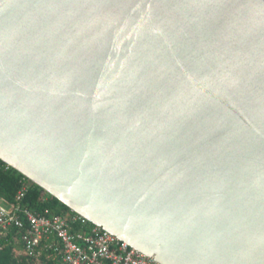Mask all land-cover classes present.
<instances>
[{
    "label": "water",
    "instance_id": "1",
    "mask_svg": "<svg viewBox=\"0 0 264 264\" xmlns=\"http://www.w3.org/2000/svg\"><path fill=\"white\" fill-rule=\"evenodd\" d=\"M0 161L159 264H264V0H0Z\"/></svg>",
    "mask_w": 264,
    "mask_h": 264
},
{
    "label": "built area",
    "instance_id": "2",
    "mask_svg": "<svg viewBox=\"0 0 264 264\" xmlns=\"http://www.w3.org/2000/svg\"><path fill=\"white\" fill-rule=\"evenodd\" d=\"M25 191L13 201L0 198V251L9 247L24 264H159L76 214L27 208Z\"/></svg>",
    "mask_w": 264,
    "mask_h": 264
},
{
    "label": "trees",
    "instance_id": "3",
    "mask_svg": "<svg viewBox=\"0 0 264 264\" xmlns=\"http://www.w3.org/2000/svg\"><path fill=\"white\" fill-rule=\"evenodd\" d=\"M23 186L26 187V191L21 203L27 208L36 211L49 209L54 214L75 215L55 198L42 191L39 187L0 161V198L13 201L17 192ZM85 222V225H91V223ZM73 228L78 229V226L74 225ZM0 264H24V261L15 257L8 247L0 251Z\"/></svg>",
    "mask_w": 264,
    "mask_h": 264
}]
</instances>
